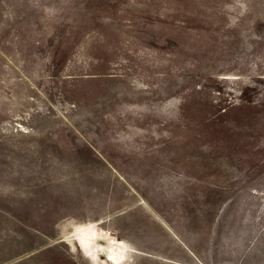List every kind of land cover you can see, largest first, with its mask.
I'll return each mask as SVG.
<instances>
[{"label": "rangeland", "instance_id": "rangeland-1", "mask_svg": "<svg viewBox=\"0 0 264 264\" xmlns=\"http://www.w3.org/2000/svg\"><path fill=\"white\" fill-rule=\"evenodd\" d=\"M0 264H264V0H0Z\"/></svg>", "mask_w": 264, "mask_h": 264}]
</instances>
